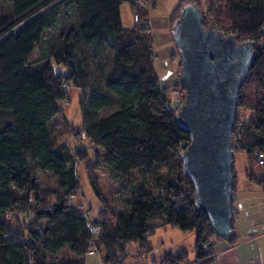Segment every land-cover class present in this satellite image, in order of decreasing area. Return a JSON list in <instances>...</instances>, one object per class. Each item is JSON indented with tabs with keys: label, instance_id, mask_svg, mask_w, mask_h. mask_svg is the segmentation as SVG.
Returning a JSON list of instances; mask_svg holds the SVG:
<instances>
[{
	"label": "trees",
	"instance_id": "trees-1",
	"mask_svg": "<svg viewBox=\"0 0 264 264\" xmlns=\"http://www.w3.org/2000/svg\"><path fill=\"white\" fill-rule=\"evenodd\" d=\"M6 1L9 13L0 9V264H86L84 257L96 253L102 264H127L129 244L147 246L159 226L196 231L193 262L212 264L216 236L194 205L180 158L190 136L176 122L180 105L171 94L181 88L177 81L162 86L154 66L148 18L157 1L142 0L146 10L131 27L123 26L120 6L137 0ZM186 3L202 9L198 0H179L172 24ZM204 5V25L253 41L257 52L240 90L232 151L246 155V178L264 187V171L254 172L257 152L264 153V0ZM35 49L38 56L30 59ZM65 84L84 92L76 135L90 142L93 159L88 148L73 152L49 130L67 97ZM81 161L99 200L96 168L121 181L130 195L126 211L90 219L71 203ZM232 163L234 193L233 156ZM135 169L145 171L137 185L129 180ZM44 172L54 177V188L41 187ZM187 262V251L160 259Z\"/></svg>",
	"mask_w": 264,
	"mask_h": 264
},
{
	"label": "water",
	"instance_id": "water-1",
	"mask_svg": "<svg viewBox=\"0 0 264 264\" xmlns=\"http://www.w3.org/2000/svg\"><path fill=\"white\" fill-rule=\"evenodd\" d=\"M171 33L181 58L177 83L184 101L178 126L190 142L181 154L183 173L193 184L194 205L206 214L218 238L232 234V145L240 90L252 68L253 41H239L205 26L195 3L182 6Z\"/></svg>",
	"mask_w": 264,
	"mask_h": 264
},
{
	"label": "rangeland",
	"instance_id": "rangeland-1",
	"mask_svg": "<svg viewBox=\"0 0 264 264\" xmlns=\"http://www.w3.org/2000/svg\"><path fill=\"white\" fill-rule=\"evenodd\" d=\"M157 1V0H156ZM201 10L206 11L207 6L204 5L205 0H198ZM178 3V2H177ZM0 9L9 13V5L6 0H0ZM146 3L142 0H137L134 6L130 3H124L120 6L121 21L123 26H130L138 23L141 14L146 10ZM177 6V4H176ZM175 6V7H176ZM174 7V8H175ZM172 9L169 0L161 1L160 7L158 2L155 10L151 11L148 18V25L152 36L153 60L154 66L162 86L170 85L177 81L180 70V59L178 48L175 44L171 33L170 14ZM137 16V17H136ZM140 23V22H139ZM208 26V23L205 24ZM38 56V51L35 49L30 55V59H35ZM67 87V97L61 102V114L55 116L49 123V130L53 137L60 142L66 143L74 152L77 148L89 149L90 159L92 157V148L90 142L80 133L82 126V101L84 92L79 88L65 84ZM176 91V90H175ZM253 93L252 90H249ZM246 93L251 94L246 91ZM172 97L176 94L172 93ZM235 167L239 170L238 187L245 190L246 181L244 172L242 171L247 166V157L244 153L231 151ZM87 165L85 161L77 164V172L80 180V187L75 195L70 199L71 203L81 210L85 211L90 219L96 218L102 212L118 213L124 212L128 208L130 195L123 189L122 183L116 177L110 175L103 167L99 166L95 169V173L99 177L100 188L103 195V200L97 198L89 186L86 177ZM264 166L255 165L254 172L258 176H262ZM143 169H135L129 172V180L133 185H137L143 181ZM41 187L44 189H52L56 186L55 179L50 173L42 174ZM146 178V176H145ZM159 222V220H156ZM211 243L220 241L216 237H211ZM147 246H141L138 243H130L129 251L131 252L127 264H160V259L164 257L167 251H187L188 260L186 264H194V245L196 242V231H183L177 226H159L154 232L148 235ZM100 253L94 255H86V264H102Z\"/></svg>",
	"mask_w": 264,
	"mask_h": 264
},
{
	"label": "crops",
	"instance_id": "crops-1",
	"mask_svg": "<svg viewBox=\"0 0 264 264\" xmlns=\"http://www.w3.org/2000/svg\"><path fill=\"white\" fill-rule=\"evenodd\" d=\"M161 1L165 2L157 0L158 7ZM169 1L172 11L179 0ZM245 168L242 171L249 183L245 190L238 187L237 175V189L233 193L232 234L212 243L213 250L218 252L214 256L216 264H264V187L249 181Z\"/></svg>",
	"mask_w": 264,
	"mask_h": 264
},
{
	"label": "built area",
	"instance_id": "built-area-1",
	"mask_svg": "<svg viewBox=\"0 0 264 264\" xmlns=\"http://www.w3.org/2000/svg\"><path fill=\"white\" fill-rule=\"evenodd\" d=\"M173 93L176 94V97H174L175 101L179 105H181L183 103L182 102V98H183V95H184V91L182 89H179V90L174 91ZM256 159H257V161H258V163L260 165H264V153L257 152ZM91 228H94V230L98 229L97 226L91 227ZM212 251L213 252H212V254L209 255V258L212 259V264H216L215 261H214V256H215V254H218V252H216L215 250H212Z\"/></svg>",
	"mask_w": 264,
	"mask_h": 264
}]
</instances>
